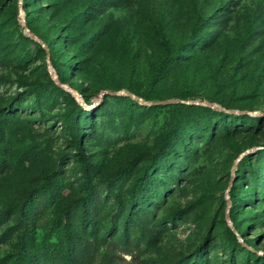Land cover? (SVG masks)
Here are the masks:
<instances>
[{"label": "rangeland", "instance_id": "374dc122", "mask_svg": "<svg viewBox=\"0 0 264 264\" xmlns=\"http://www.w3.org/2000/svg\"><path fill=\"white\" fill-rule=\"evenodd\" d=\"M62 225L77 264H264V0H0V257Z\"/></svg>", "mask_w": 264, "mask_h": 264}, {"label": "trees", "instance_id": "16d2710c", "mask_svg": "<svg viewBox=\"0 0 264 264\" xmlns=\"http://www.w3.org/2000/svg\"><path fill=\"white\" fill-rule=\"evenodd\" d=\"M205 20H206L205 17L195 18V20L192 23V26L190 28V31H189V34H188V37H187V40L185 43H188L191 41L192 37L195 35L198 28L202 25V23ZM154 32H155L156 37L158 38L160 46L162 47L163 50L166 51L168 49L167 40L163 37L161 31L159 30V28L157 26H154ZM49 57L51 58L50 55H49ZM170 58H171L170 55H165L159 60V62L157 63V65L155 66V68L153 69V71L151 73V78H150L151 83H152L154 77L156 76L157 72L159 71V69L163 65H165V63ZM71 124H72L73 128L76 127L74 120H71ZM71 135H72L73 147L76 150L77 155L82 159V161H84L82 153L80 152L79 138H78L76 130H73ZM52 174H53V171H50L47 169L42 170V172H41V180L42 181H41V187H40L42 190H47L51 187L50 177L52 176ZM65 211H66V207H62L59 210L55 223L58 224L60 221L63 220ZM62 232H63V236L65 239V245H66V249H65L64 253L62 254L63 264H77V257L73 251L74 240H72L71 233L69 232V230L66 228L65 225H62ZM85 247L86 246L83 243H81L79 250H84ZM0 264H30V257L25 252L23 246L21 244H19L14 251L6 253L0 257Z\"/></svg>", "mask_w": 264, "mask_h": 264}, {"label": "water", "instance_id": "95a60500", "mask_svg": "<svg viewBox=\"0 0 264 264\" xmlns=\"http://www.w3.org/2000/svg\"><path fill=\"white\" fill-rule=\"evenodd\" d=\"M23 29L25 30V32H27L28 33V30L23 26ZM29 36L31 37V38H33L34 40H37L34 36H32L31 34H29ZM42 44V43H41ZM52 75V77H53V74H51ZM108 93H110V94H125V95H127L128 97H134V95L132 94V93H130V92H128V91H126V90H117V91H107ZM164 102H169V101H164ZM192 103H198V102H192ZM199 104H205V105H207V106H210V107H212V108H216V109H221V108H219V107H217L216 105H214V104H212V103H209V102H200ZM233 112V111H232Z\"/></svg>", "mask_w": 264, "mask_h": 264}]
</instances>
